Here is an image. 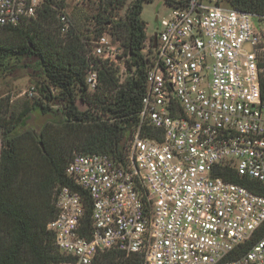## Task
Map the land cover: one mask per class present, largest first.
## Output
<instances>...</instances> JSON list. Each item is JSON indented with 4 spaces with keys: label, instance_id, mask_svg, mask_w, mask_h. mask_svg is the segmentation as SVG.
Listing matches in <instances>:
<instances>
[{
    "label": "built area",
    "instance_id": "1",
    "mask_svg": "<svg viewBox=\"0 0 264 264\" xmlns=\"http://www.w3.org/2000/svg\"><path fill=\"white\" fill-rule=\"evenodd\" d=\"M45 1L0 0V28L36 19ZM163 1L171 13L145 42L146 90L121 156L75 154L66 175L80 190H54L47 229L68 259L60 264L109 252L144 264H264V195L230 181L264 188V15L226 0ZM92 46L117 63L109 33ZM86 81L95 91L97 72ZM2 146L0 132V158Z\"/></svg>",
    "mask_w": 264,
    "mask_h": 264
},
{
    "label": "trees",
    "instance_id": "2",
    "mask_svg": "<svg viewBox=\"0 0 264 264\" xmlns=\"http://www.w3.org/2000/svg\"><path fill=\"white\" fill-rule=\"evenodd\" d=\"M226 1L236 10L264 15V0ZM126 2H101L93 17L94 29H87L86 34L80 25L75 28L72 24L65 38L59 37V12L53 8L56 0H46L36 19L0 28V70L7 58L36 57L49 83L42 88L45 99H56L51 85L64 101L61 112L39 101L19 112L0 104V264L68 261L47 229L57 215L53 205L55 188L62 185L80 190L66 175L75 154H122L146 90L143 49L148 36L141 15L144 4L153 0H135L125 17L117 20L114 11L122 9ZM58 5L66 8L62 3ZM106 32L121 50L118 59L124 61V81L118 66L93 54L92 42ZM3 34L11 36V40H3ZM90 71L99 77L92 94L86 81ZM78 102L86 109L82 110ZM32 109L52 115L53 122L44 125L40 133L25 129ZM69 136L71 140H67ZM230 181L264 195V188L254 180L232 176ZM85 222L89 229L90 210ZM263 235L264 230L257 236ZM93 264H144V260L138 255L109 252Z\"/></svg>",
    "mask_w": 264,
    "mask_h": 264
},
{
    "label": "rangeland",
    "instance_id": "3",
    "mask_svg": "<svg viewBox=\"0 0 264 264\" xmlns=\"http://www.w3.org/2000/svg\"><path fill=\"white\" fill-rule=\"evenodd\" d=\"M106 0H67L66 12L76 27L80 25L81 29L88 32L87 29H94L93 17L98 13L101 2ZM135 0H127L122 9L114 11V17L116 19L124 18L128 9V6L134 3ZM171 13V8L165 4L163 0H153L151 3H145L143 6V12L141 19L146 23L147 36H153L157 29V19L162 20L168 17ZM60 38H65V35H59ZM3 40H11V36L5 34L1 37ZM94 42V41H93ZM113 47L118 49L117 44H113ZM92 56V54H91ZM120 69V76L122 81L126 79V73L124 68L123 59H118L114 64ZM46 76L42 71V67L36 57L21 56L10 57L4 61V66L0 70V104L5 107L8 105L9 110L15 112L22 111L24 108H31L36 102H41L45 106H49L52 111L60 112L63 109L64 101L59 95L60 92L57 88L50 85V90L56 99L48 101L45 99L42 88L48 85ZM35 91V95L31 96V90ZM95 91H89L94 93ZM78 106L84 110L85 105H81L78 102ZM52 115H44L40 109H32L29 118L26 122V130H33L40 133L43 126L49 124L52 121ZM51 125V124H50ZM57 132V128L53 126ZM2 134V129L0 128ZM55 134V133H54ZM69 136L67 140H71ZM75 153H77L75 151Z\"/></svg>",
    "mask_w": 264,
    "mask_h": 264
}]
</instances>
